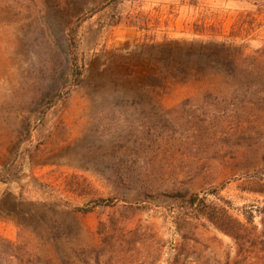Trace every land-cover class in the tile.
<instances>
[{
    "label": "rangeland",
    "instance_id": "rangeland-1",
    "mask_svg": "<svg viewBox=\"0 0 264 264\" xmlns=\"http://www.w3.org/2000/svg\"><path fill=\"white\" fill-rule=\"evenodd\" d=\"M77 21L85 70L67 96L66 28ZM192 39L258 57L264 0H0V264H122L106 252L94 261L99 224L111 216L127 230L153 224L167 252L157 264L171 263L188 220L205 264H232L234 241L190 208L174 210L176 188L240 219L252 209L261 229L264 194L255 190L264 184V104L241 127L202 112L214 104L202 102L201 84L171 81L159 97L151 77L159 68L156 45ZM144 180L155 186L149 195L120 185ZM110 196L114 207L84 217L77 210ZM134 254L132 264H144L142 252Z\"/></svg>",
    "mask_w": 264,
    "mask_h": 264
},
{
    "label": "trees",
    "instance_id": "trees-1",
    "mask_svg": "<svg viewBox=\"0 0 264 264\" xmlns=\"http://www.w3.org/2000/svg\"><path fill=\"white\" fill-rule=\"evenodd\" d=\"M103 5L101 4L96 10ZM79 24L80 21H77L66 28L65 38L72 82L67 88L63 86L60 93H64L63 89L66 88L67 96L73 87L82 83L85 70L84 60L77 51L76 32ZM156 46L160 52L159 68L155 76L151 77L157 81L155 87L159 89L157 90L159 97L162 98L165 95L167 85L171 81L201 84L206 87L202 102L214 104L213 108L202 109L204 114L225 115V117L230 118L229 121L241 127L252 123L251 112L255 105L264 104V94L259 96L254 90L255 87H259L260 90L264 89V47L258 51L259 56L257 57L252 53L244 54L239 47L216 39L169 41L158 43ZM151 77L148 76L149 80L144 84L146 93L152 84L150 83ZM55 97L52 96L47 102L45 111L55 104ZM252 157L253 155H250L248 158L251 159ZM120 185L126 186L128 190L135 189L137 191L135 196L149 195L155 187L148 180L137 184L124 183ZM211 189L210 193L217 194L221 186ZM255 191L264 194V184L262 183L261 188ZM176 192L175 196L179 197L180 204L174 210L183 211L190 208L197 215V218L204 217L217 230L234 241L237 247V256L232 264H264V200L258 208L261 215V229H258L252 209L241 211L243 219H240L230 214L225 207L207 202L205 196L190 194V189L187 187L176 188ZM195 196H198L197 199ZM124 197L127 202L128 196ZM221 199L231 205L228 200L222 197ZM116 204L114 196L98 197L92 200L90 204L77 207V210L84 217L98 206L114 207ZM132 205L129 204L131 208H133ZM122 224V218L114 216H111L109 220L100 222L99 234L102 249L97 252L98 255L95 256L94 261H98L105 252L109 253L107 257L109 261L114 259L117 263L122 264L134 263L137 257V254L134 253L138 251L142 252V263L144 264H157L165 257L167 253L165 251V239L154 230L152 223L142 222L128 230L124 226L121 227ZM187 225L188 227L182 230L183 233L175 246L177 252L169 264H205L203 260L208 259L203 258L204 252L197 246L200 239L192 222L188 220ZM88 245L96 248V244L89 243ZM101 250H104L103 253ZM84 261L88 263L93 261L90 252L86 254ZM225 263L231 264L228 260Z\"/></svg>",
    "mask_w": 264,
    "mask_h": 264
}]
</instances>
